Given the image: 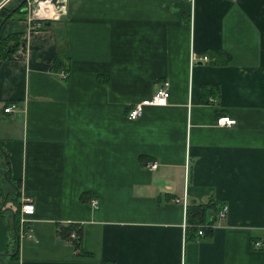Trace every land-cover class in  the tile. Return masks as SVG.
Instances as JSON below:
<instances>
[{
    "label": "crops",
    "instance_id": "0c3cea01",
    "mask_svg": "<svg viewBox=\"0 0 264 264\" xmlns=\"http://www.w3.org/2000/svg\"><path fill=\"white\" fill-rule=\"evenodd\" d=\"M20 3L0 0V20L14 14L0 39L21 40L0 59V170L15 183L0 173V264H264V0H67L50 27ZM165 81L167 106L129 121ZM23 199L35 213L13 257ZM207 204L193 235L186 209Z\"/></svg>",
    "mask_w": 264,
    "mask_h": 264
},
{
    "label": "built area",
    "instance_id": "2783aa9c",
    "mask_svg": "<svg viewBox=\"0 0 264 264\" xmlns=\"http://www.w3.org/2000/svg\"><path fill=\"white\" fill-rule=\"evenodd\" d=\"M64 1L67 4V0H60ZM191 5H193L194 0H187ZM25 8L27 9V14L29 15L28 21L31 22H39V21H60L65 14L66 6L62 7L60 9H56L52 5H46L44 3H41L39 6H36L34 3V0H24ZM45 19V20H43ZM37 28H41L40 24L36 25ZM190 63L191 66L195 64H201V65H207L210 63V59L206 55H196L191 54L190 57ZM61 79L65 80L67 79V74L65 72L60 73ZM170 84L165 81L161 83L160 87L157 89V91L153 94V96L149 99L143 100L139 103L134 104L127 113V119L129 121H136L138 120L143 113V109L145 107H164L167 106L168 100L170 97ZM18 107L16 106H10L5 109V113H14L18 111ZM216 126L222 127V128H231L235 126V121L229 117H220L216 120ZM149 170H153L157 168V164L153 163L147 167ZM179 200H176V203H178ZM90 204L92 207L97 206L96 199H91ZM183 207L186 208V197L184 196L182 199ZM227 208L225 206H222L220 210L218 211L217 218L222 219L225 217ZM35 213V204L33 200L31 199H23L22 201V207H21V218H20V227H21V234L22 238L27 237V233L25 232V229L27 228L29 222L27 220V216H31ZM211 222H208L205 224L206 227H209ZM210 228V227H209ZM204 230L200 229L197 233L198 236L204 235ZM26 233V234H25ZM25 234V235H24ZM76 234L70 235L71 243L73 240H75ZM262 244L261 242H254L253 248L255 250H259L261 248Z\"/></svg>",
    "mask_w": 264,
    "mask_h": 264
},
{
    "label": "trees",
    "instance_id": "16d2710c",
    "mask_svg": "<svg viewBox=\"0 0 264 264\" xmlns=\"http://www.w3.org/2000/svg\"><path fill=\"white\" fill-rule=\"evenodd\" d=\"M20 2L23 3L24 0H20ZM20 4L17 6V9L15 10L14 13L20 14L23 17L26 14L25 11H22V10H24L25 3L23 5L22 4L20 5ZM12 12H13L12 10L10 11L7 8L2 10L1 14L3 15V18L0 20V27L3 26L4 23L8 22L9 20H11L14 17V14H12ZM43 23H44L45 27H50V25H51L50 21H43ZM20 45H21V40L17 35L10 36L4 40L0 39V46H2V48H0V59H3V60L12 59L13 56L18 52ZM213 54L215 56H217L218 58L224 59V64L228 62L229 58L224 52L216 51ZM55 65L57 68L59 66L61 67L60 63H58L57 60L55 61L54 66ZM0 154H2L3 157L5 155L4 152H2V151L0 152ZM5 164L7 165L5 168L6 170L5 171L0 170V173L3 172V178L1 180L4 182H7V183H11L12 185H15V183L12 180L11 172L9 171L10 165H9L8 160L5 161ZM9 193L7 191L6 194H4V197H6L7 194H9ZM17 202H18V198H17ZM210 209H214L213 211L216 212L215 205H212V204L188 206L186 209V220H187V224H188V227L186 230L188 232L193 233V235L196 234L199 229H203L204 232L208 231L205 224L208 223L207 219H206V216H207L206 214H207V212L208 213L210 212ZM14 230L16 233V237H15L16 248L13 251V254H14L13 257H17L19 254V235H20V232H19V230H20V211L19 210L17 212H15ZM73 233L76 234V238H75V240H73L72 246L75 250L78 251V249L81 248V238H80L81 231L76 226H73V225H69V226L65 227L63 230V235L67 239L68 238L70 239V235ZM7 256H9V255H7ZM102 264H115V263L103 262Z\"/></svg>",
    "mask_w": 264,
    "mask_h": 264
},
{
    "label": "water",
    "instance_id": "95a60500",
    "mask_svg": "<svg viewBox=\"0 0 264 264\" xmlns=\"http://www.w3.org/2000/svg\"><path fill=\"white\" fill-rule=\"evenodd\" d=\"M34 3L36 6H39L41 3H44L46 5H52L57 10L66 6V3L64 1H60V0H34ZM23 4H24V2L22 3V5ZM23 11H27V9L25 8Z\"/></svg>",
    "mask_w": 264,
    "mask_h": 264
},
{
    "label": "rangeland",
    "instance_id": "374dc122",
    "mask_svg": "<svg viewBox=\"0 0 264 264\" xmlns=\"http://www.w3.org/2000/svg\"><path fill=\"white\" fill-rule=\"evenodd\" d=\"M24 9H25V7H24ZM43 20H45V19H43ZM0 184H1L2 186H4V183L0 182ZM9 205H10V204H9ZM9 205H8V207L11 206V205H10V206H9ZM208 215H209V214H208Z\"/></svg>",
    "mask_w": 264,
    "mask_h": 264
},
{
    "label": "flooded vegetation",
    "instance_id": "af4514ba",
    "mask_svg": "<svg viewBox=\"0 0 264 264\" xmlns=\"http://www.w3.org/2000/svg\"><path fill=\"white\" fill-rule=\"evenodd\" d=\"M15 191H16V190H15ZM15 191H14V192H15ZM16 193H17V191H16ZM17 195H18V193H17Z\"/></svg>",
    "mask_w": 264,
    "mask_h": 264
}]
</instances>
